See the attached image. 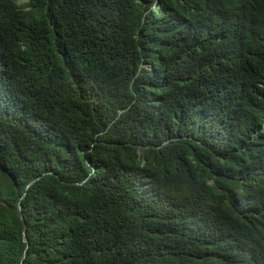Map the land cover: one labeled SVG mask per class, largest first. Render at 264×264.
<instances>
[{"label": "trees", "instance_id": "obj_1", "mask_svg": "<svg viewBox=\"0 0 264 264\" xmlns=\"http://www.w3.org/2000/svg\"><path fill=\"white\" fill-rule=\"evenodd\" d=\"M0 264H264V0H0Z\"/></svg>", "mask_w": 264, "mask_h": 264}, {"label": "clouds", "instance_id": "obj_2", "mask_svg": "<svg viewBox=\"0 0 264 264\" xmlns=\"http://www.w3.org/2000/svg\"><path fill=\"white\" fill-rule=\"evenodd\" d=\"M213 184V182L211 181V182H209V185H212Z\"/></svg>", "mask_w": 264, "mask_h": 264}]
</instances>
